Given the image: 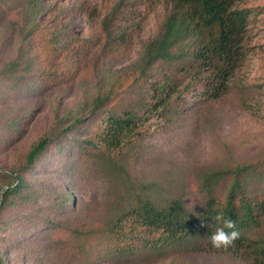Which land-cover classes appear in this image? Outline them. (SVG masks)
I'll return each mask as SVG.
<instances>
[{"label": "trees", "instance_id": "1", "mask_svg": "<svg viewBox=\"0 0 264 264\" xmlns=\"http://www.w3.org/2000/svg\"><path fill=\"white\" fill-rule=\"evenodd\" d=\"M8 1L0 0V33L7 32L0 44L8 40L14 46L0 47L6 58L0 64V96L19 97V91L27 94L43 82L32 73H38L44 82L70 77L72 39L63 46L67 54L53 51L50 62L42 57L48 49L41 48L56 47L45 38L42 24L35 21L46 6L45 0H12L15 8L27 10L18 27L14 20L5 19L1 10V4ZM156 1L163 7L156 28L140 41L137 56L98 95L53 116L52 126L27 145L18 143L31 107L13 103V109L5 111L8 116L0 119V264H45L47 244L41 239L76 251L83 260L90 259V244L85 240L89 230L85 228L93 229V221H84L78 213L87 208L79 209L78 196L75 194L74 202L67 182L75 184V175L96 164V159L106 160L107 176L114 186L111 191L121 193L116 213L109 218L115 219L101 230L119 245L113 254L166 256L170 248L214 249L207 237L222 226L214 220L222 214L235 222V229L226 231H238L239 238L218 254L249 249L250 264H264V231L256 234L254 230L264 228V193L258 194L248 185L252 175L257 184L264 178L255 164L211 167L201 178L194 177L189 185L182 183L168 194L167 177L161 183L150 176L152 172H138L140 157L135 148L144 134L143 124L151 118L173 123L179 120L178 112H193L204 98L219 100L232 92V82L247 52V20L256 8L240 6L242 0ZM132 5L115 0L102 19L100 30L110 33V43L125 41L127 33L121 23L129 22L126 17L131 16ZM36 34L38 43L31 41ZM259 84L247 83L241 88L246 94L259 95ZM261 160L260 165L264 156ZM221 183L226 187L223 195L218 192ZM192 191L199 206L185 202ZM69 263L72 259L63 251L60 264Z\"/></svg>", "mask_w": 264, "mask_h": 264}, {"label": "rangeland", "instance_id": "2", "mask_svg": "<svg viewBox=\"0 0 264 264\" xmlns=\"http://www.w3.org/2000/svg\"><path fill=\"white\" fill-rule=\"evenodd\" d=\"M127 1L133 4L132 13L126 17L129 22L121 24H124L125 34L128 35L124 42L110 43V33H103L100 28L102 19L114 6L115 0H45L46 6L37 13L35 21L42 24L45 38L56 47L41 48L48 49L42 57L50 62L53 51H62L58 55L67 54L64 52L67 48L63 46L72 39L69 55L74 63L73 72L72 77H62L53 82H44L38 73H32V77L43 82H39L27 94L19 91V97L0 96V119L8 116L5 111L13 109V103L31 107L22 123L19 145H27L48 130L56 118L53 116L74 110L80 101L83 104L98 95L137 56L140 41L154 31L161 18L158 13L163 7L156 0ZM14 4L12 0L2 3L1 10L5 19L14 20L16 24L13 25L18 27L26 19L27 10L15 8ZM239 5L254 7L256 13L253 12L254 15H250L247 20V52L232 82V92L219 100L204 98L193 112H178L176 115L179 120L175 119L173 123L154 117L143 124L144 134L138 139L140 144L135 146L140 157L136 161L139 164L138 172L143 171L144 175L152 172L150 176L161 183L167 177L170 186L168 194L177 190L182 183L189 185L194 177L201 178L204 172L217 165L253 163L258 173L264 174V164L260 165L264 156V0H242ZM6 35L5 30L0 33V43ZM39 40L38 34L31 39L36 43ZM4 42L0 47L11 49L14 46L8 40ZM5 59L0 54V64ZM247 83H261L259 95L246 94L241 86ZM130 92L126 93L133 97L134 94ZM88 132L86 129V134ZM96 161V164H89L86 169H79L75 184L69 179L67 182L69 191L78 196L77 201L75 195L74 202L79 203V209L82 206L87 208L77 212L84 221H93V229L85 228L89 232L84 238L90 244V259L83 260L76 251L62 249L55 242L46 243V240L41 239L42 244H47L43 263L60 264L65 251L72 259L69 264H250L247 258L249 249L244 248L227 255L218 254L220 250L217 249H202V246L196 251L170 248L166 256L146 252L139 253L137 257H118L113 254L114 248H119V245L111 236L102 235L101 230L103 225H108V221L115 219L109 218L116 213L121 193L111 191L114 186L107 176L106 160ZM250 181L249 188L257 190L258 194L264 193V178L257 184L256 176L252 175ZM225 190V184L221 183L218 192L223 195ZM191 193L185 200L187 206H199L196 192ZM156 197L159 198L158 195ZM254 230L257 234L264 228L257 226Z\"/></svg>", "mask_w": 264, "mask_h": 264}, {"label": "clouds", "instance_id": "3", "mask_svg": "<svg viewBox=\"0 0 264 264\" xmlns=\"http://www.w3.org/2000/svg\"><path fill=\"white\" fill-rule=\"evenodd\" d=\"M7 186L5 185V190ZM215 222L222 226L215 228V231L208 235L207 239L210 246L217 250H227L234 245L239 238V232L236 230L226 231V229H235V222L230 218H225L222 214L214 217ZM211 225L208 224V227Z\"/></svg>", "mask_w": 264, "mask_h": 264}]
</instances>
